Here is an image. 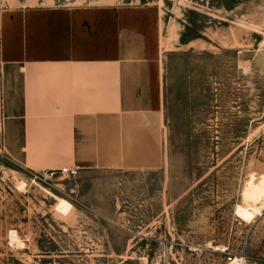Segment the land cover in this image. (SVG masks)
<instances>
[{
  "label": "rangeland",
  "instance_id": "1",
  "mask_svg": "<svg viewBox=\"0 0 264 264\" xmlns=\"http://www.w3.org/2000/svg\"><path fill=\"white\" fill-rule=\"evenodd\" d=\"M114 2L161 10L163 166L34 181L4 149L0 55V264H225L227 248L264 264V209L238 214L264 176V0H0V15Z\"/></svg>",
  "mask_w": 264,
  "mask_h": 264
},
{
  "label": "crops",
  "instance_id": "2",
  "mask_svg": "<svg viewBox=\"0 0 264 264\" xmlns=\"http://www.w3.org/2000/svg\"><path fill=\"white\" fill-rule=\"evenodd\" d=\"M161 22L151 4L4 10L8 154L31 172L163 166Z\"/></svg>",
  "mask_w": 264,
  "mask_h": 264
},
{
  "label": "bare ground",
  "instance_id": "3",
  "mask_svg": "<svg viewBox=\"0 0 264 264\" xmlns=\"http://www.w3.org/2000/svg\"><path fill=\"white\" fill-rule=\"evenodd\" d=\"M20 185L22 186V184ZM245 186L246 189L244 197H246L247 204L253 212L245 210L243 208H239L238 214L245 219H250L255 214L260 215L264 209V176H260L257 178L251 177V179L247 182V185ZM12 238V240L15 241L17 245L23 246V243L21 242V240L18 239L16 233L12 234ZM210 246L213 245L211 244ZM212 248L218 249V247L216 246H213Z\"/></svg>",
  "mask_w": 264,
  "mask_h": 264
},
{
  "label": "built area",
  "instance_id": "4",
  "mask_svg": "<svg viewBox=\"0 0 264 264\" xmlns=\"http://www.w3.org/2000/svg\"><path fill=\"white\" fill-rule=\"evenodd\" d=\"M79 166H66L58 169L33 171V180L38 182H50L57 178H75L80 172ZM225 253V264H248L243 253H234L223 250Z\"/></svg>",
  "mask_w": 264,
  "mask_h": 264
}]
</instances>
